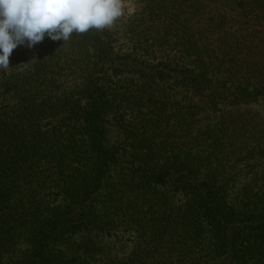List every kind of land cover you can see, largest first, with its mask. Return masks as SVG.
<instances>
[{
	"label": "trees",
	"instance_id": "1",
	"mask_svg": "<svg viewBox=\"0 0 264 264\" xmlns=\"http://www.w3.org/2000/svg\"><path fill=\"white\" fill-rule=\"evenodd\" d=\"M137 2L131 55L92 29L0 70V264H264V140L221 112L264 107V0ZM77 234L88 258L53 255Z\"/></svg>",
	"mask_w": 264,
	"mask_h": 264
},
{
	"label": "clouds",
	"instance_id": "2",
	"mask_svg": "<svg viewBox=\"0 0 264 264\" xmlns=\"http://www.w3.org/2000/svg\"><path fill=\"white\" fill-rule=\"evenodd\" d=\"M122 13V0H0V70L10 69L18 46L31 49L46 37L66 42L73 33L104 30Z\"/></svg>",
	"mask_w": 264,
	"mask_h": 264
},
{
	"label": "rangeland",
	"instance_id": "3",
	"mask_svg": "<svg viewBox=\"0 0 264 264\" xmlns=\"http://www.w3.org/2000/svg\"><path fill=\"white\" fill-rule=\"evenodd\" d=\"M123 13L114 24L105 29L108 32L109 39L113 46V51L118 56H128L132 54L133 46L130 42L127 34L126 26L130 19H135L138 8L137 0H122ZM133 60V58H130ZM223 113H237L244 112L249 114L251 121L248 123V131H253V134L248 136L260 137L264 140V107L260 105L252 106V108H238V107H226L221 108ZM254 115V116H253ZM248 121H246L247 123ZM242 123V124H246ZM109 129V143L115 144L122 140L119 125L113 121L107 125ZM75 236H65L66 240L58 241L52 247L53 255L66 254L67 256L75 254L74 258L78 261H82L84 258H88L90 252L86 250V247H81V241ZM134 234L131 230L125 229H113L107 231L104 235H99L95 238L94 242L97 248L92 252V255L100 257L108 252L117 259H124L131 247L133 242ZM69 238V239H67ZM18 254L13 257V261L16 264H25L27 261H22L25 257L31 254L30 247L25 243L20 245L18 248ZM70 258V257H69Z\"/></svg>",
	"mask_w": 264,
	"mask_h": 264
}]
</instances>
